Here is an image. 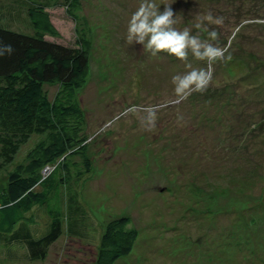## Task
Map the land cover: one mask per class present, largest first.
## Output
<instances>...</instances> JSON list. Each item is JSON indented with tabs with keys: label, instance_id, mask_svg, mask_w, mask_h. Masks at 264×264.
I'll use <instances>...</instances> for the list:
<instances>
[{
	"label": "rangeland",
	"instance_id": "rangeland-1",
	"mask_svg": "<svg viewBox=\"0 0 264 264\" xmlns=\"http://www.w3.org/2000/svg\"><path fill=\"white\" fill-rule=\"evenodd\" d=\"M31 1L45 5L57 31L47 41L72 48L79 36L90 40L88 73L75 91L90 169L77 188L80 235L63 229L35 261L23 247L0 245V264H94L104 227L119 217L137 237L113 264H264V0H154L172 5L181 29L200 15L223 18L208 24L219 33L211 42L232 58L209 65L189 55L194 67L211 68L214 82L186 98L171 84L188 70L183 61L126 40L142 0H79L77 19L67 12L71 0H0V26L32 35ZM42 88L50 100L59 90ZM149 110L157 116L151 128ZM44 138L32 134L0 169V192ZM70 162L83 170L79 156ZM30 214L39 235L44 213Z\"/></svg>",
	"mask_w": 264,
	"mask_h": 264
},
{
	"label": "trees",
	"instance_id": "trees-1",
	"mask_svg": "<svg viewBox=\"0 0 264 264\" xmlns=\"http://www.w3.org/2000/svg\"><path fill=\"white\" fill-rule=\"evenodd\" d=\"M75 10L79 0L67 5V12L77 19ZM26 15L32 35L0 26V41L14 47L13 53L0 57V169L13 161L32 134L45 138L29 151L27 164L9 174L0 192V245L10 253L23 247L27 258L35 261L45 257L63 229L81 233L78 221L83 210L77 188L82 187L90 161L84 156V111L75 91L87 76L91 43L83 35L72 48L47 41L45 35L56 36L57 31L42 3L28 2ZM44 84L59 86L52 100L43 91ZM71 156L81 158L83 170L78 164L71 170ZM34 208L43 211L47 222L39 235L32 231ZM128 225L127 217L106 224L94 264H113L131 252L137 232Z\"/></svg>",
	"mask_w": 264,
	"mask_h": 264
},
{
	"label": "clouds",
	"instance_id": "clouds-1",
	"mask_svg": "<svg viewBox=\"0 0 264 264\" xmlns=\"http://www.w3.org/2000/svg\"><path fill=\"white\" fill-rule=\"evenodd\" d=\"M178 22L170 3L161 6L154 0H142L128 21L126 40L129 44L142 45L152 56L164 53L183 61L188 70L172 75L171 84L177 97L186 98L193 91L203 92L214 82L211 68L194 67L189 55L196 61H207L209 65L232 57L230 54L225 57L226 49L211 42L218 40L219 33L215 29L209 30L208 24L220 25L222 17H214L211 13L200 15L194 24L182 29L176 26ZM193 28L198 31L194 33ZM201 32H206L207 38L201 39ZM5 52L10 55L14 47L0 41V57ZM156 119V112L149 110L145 123L154 127Z\"/></svg>",
	"mask_w": 264,
	"mask_h": 264
}]
</instances>
